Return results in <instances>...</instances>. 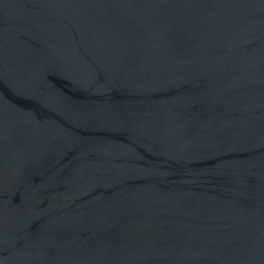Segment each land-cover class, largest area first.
Wrapping results in <instances>:
<instances>
[{
  "label": "water",
  "instance_id": "1",
  "mask_svg": "<svg viewBox=\"0 0 264 264\" xmlns=\"http://www.w3.org/2000/svg\"><path fill=\"white\" fill-rule=\"evenodd\" d=\"M0 264H264V0H0Z\"/></svg>",
  "mask_w": 264,
  "mask_h": 264
}]
</instances>
